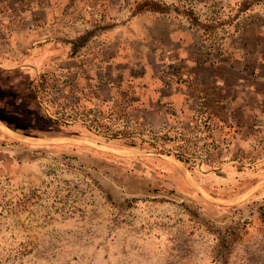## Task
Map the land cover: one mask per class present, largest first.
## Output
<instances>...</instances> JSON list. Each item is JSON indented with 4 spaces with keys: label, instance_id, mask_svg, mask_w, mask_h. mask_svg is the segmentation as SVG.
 Masks as SVG:
<instances>
[{
    "label": "rangeland",
    "instance_id": "rangeland-1",
    "mask_svg": "<svg viewBox=\"0 0 264 264\" xmlns=\"http://www.w3.org/2000/svg\"><path fill=\"white\" fill-rule=\"evenodd\" d=\"M0 264H264V0H0Z\"/></svg>",
    "mask_w": 264,
    "mask_h": 264
},
{
    "label": "trees",
    "instance_id": "trees-1",
    "mask_svg": "<svg viewBox=\"0 0 264 264\" xmlns=\"http://www.w3.org/2000/svg\"><path fill=\"white\" fill-rule=\"evenodd\" d=\"M206 102H202V108L199 111V115H194L191 119V124H186V127L172 129L174 134V139L177 140V147L176 149L179 152L178 157L182 160L188 161L190 153H196L201 158L206 161H213L215 158H218L219 149L218 146L214 141L210 142L209 144L206 143L202 147L196 146L197 143L188 136V131L194 130L198 125H202L203 128H209L211 125V121L213 115L207 110L209 105L205 104ZM208 107V108H207ZM204 109V110H202ZM107 118L113 120L114 122L120 125V130L117 131L119 134H131V133H142V122L139 121V117L133 114L128 113L127 105L119 106L117 108H112L107 113ZM95 121V120H94ZM96 127H107L105 124H99L98 122H94ZM164 138L170 139L167 133H164ZM161 137V136H160ZM163 137V136H162ZM218 150V151H217ZM217 151V152H216ZM236 157H243L238 156L236 154L233 155Z\"/></svg>",
    "mask_w": 264,
    "mask_h": 264
}]
</instances>
